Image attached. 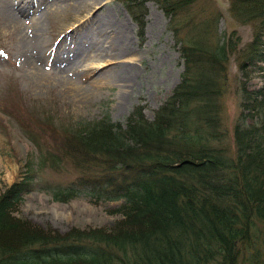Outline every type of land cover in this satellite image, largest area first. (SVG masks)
I'll return each instance as SVG.
<instances>
[{
    "label": "trees",
    "instance_id": "trees-1",
    "mask_svg": "<svg viewBox=\"0 0 264 264\" xmlns=\"http://www.w3.org/2000/svg\"><path fill=\"white\" fill-rule=\"evenodd\" d=\"M189 1L157 0L180 26L179 12ZM230 5L253 27L247 54L261 61L264 0H230ZM210 23L201 24L200 35L190 29L194 40L188 36L181 49L180 83L151 121L137 107L123 123L104 117L68 127L72 136L62 154L78 176L66 189H55L53 199L66 203L79 193L95 201L124 199L109 211L113 224L59 235L21 221L14 215L22 195L32 190L26 178L0 194V264L245 260L252 233L264 223V91H242L241 112L228 131L220 102L228 47L225 40L206 45ZM251 112L257 119L249 124ZM254 258V264H264L261 253Z\"/></svg>",
    "mask_w": 264,
    "mask_h": 264
},
{
    "label": "rangeland",
    "instance_id": "rangeland-1",
    "mask_svg": "<svg viewBox=\"0 0 264 264\" xmlns=\"http://www.w3.org/2000/svg\"><path fill=\"white\" fill-rule=\"evenodd\" d=\"M61 1L69 2V5L75 1L82 2L87 4L89 11L80 22L62 31L60 39H69L71 31L84 23L85 25L72 35L73 39L81 43L86 37L88 23L90 27L93 25L91 18L97 23L96 27L105 32V22L108 19H119L127 25V29L124 32L125 41L118 36V44L126 49L125 53L128 55L125 60H131L134 69H129L121 63L123 69L119 75L126 85L121 100H117L121 86L119 82L85 94L66 73L58 75L53 67L41 69V72L36 74L26 68V59L21 54L16 39L17 32L5 24L0 10V194L22 180L30 163L27 154L30 151L38 152L39 148L34 146L36 139L24 135L15 124L17 119H13L15 122L9 120L5 112L26 119L25 123L32 127V133L38 136L40 152L48 149L60 156L50 136L60 134L63 138L62 129L70 121H94L108 116L113 122H123L137 106L142 107L145 118L151 120L154 111L178 84L183 71L179 60L180 45L174 36L177 28H170L172 17L166 16L157 0L141 1L145 6V9L142 8V13L145 12V25L141 31L126 7L128 0H99L95 5L92 0ZM2 2L3 0H0V5ZM51 6L60 8L59 3H51ZM230 6V0H190L186 9L179 12L182 26L177 24L180 29L195 27L196 34L200 35L201 24L204 25L205 19L211 20L210 31L207 30L206 34V45L213 47L214 43L221 39L226 41L228 59L223 74L224 95L220 102L222 123L228 131H231L233 121L241 112L242 91H264V56L259 61L247 54L255 39L253 27L242 22L241 17L235 16L230 11ZM21 18L27 28L36 20L34 14ZM60 19L64 21V17L60 16L52 22L59 26ZM45 27L50 37L55 28L47 23ZM181 31L183 32V29ZM106 40L109 41L107 38ZM258 41L264 54V36ZM94 43L95 38L88 40V48H92ZM107 59L101 62L100 68L108 64ZM83 62L87 66L94 64L91 59H85ZM93 67H96V64ZM100 81L103 83V80ZM250 115L254 116L249 118V124L257 119L256 112H251ZM32 118L45 120L38 125ZM62 162L66 167L61 172L46 169V172L41 173L39 178L43 187L68 184L75 177L74 171L67 165L69 161L62 158ZM41 191L25 195L18 206V215L14 216L52 234L66 235L75 228L89 230L109 227L114 219L107 211L117 210L123 204L122 200L91 201L89 196L82 194L62 204L51 201V193L46 188ZM54 211L59 218H54ZM250 242L247 246V256L245 255V260L241 259V264L257 263L254 256L258 252L264 260L263 222L255 228ZM210 264H220L218 257L213 258Z\"/></svg>",
    "mask_w": 264,
    "mask_h": 264
},
{
    "label": "bare ground",
    "instance_id": "bare-ground-1",
    "mask_svg": "<svg viewBox=\"0 0 264 264\" xmlns=\"http://www.w3.org/2000/svg\"><path fill=\"white\" fill-rule=\"evenodd\" d=\"M98 1L92 0V4L95 5ZM51 3H59L60 8H53ZM0 10L4 16L5 24L17 32L16 39L19 50L26 59L28 70L37 74V72H41V69L53 67L58 75L66 73L79 85L77 88L85 94L91 93L97 88L102 89L108 84L113 85L119 82L121 86L117 100H121L126 88L125 80L119 75L123 69L121 63L127 65L129 69H134L131 60H125L128 55L125 53L126 49L118 44V36L123 42L125 41L124 32H126L127 25L122 21L108 19L105 22L106 27L104 28L107 31L105 32L96 27L97 23L91 18L93 25L90 27L88 23L86 37L80 43L73 37L60 39V36L62 31L73 27L81 21L84 14H87L89 11L87 4L75 1L74 4L69 5V2L61 0H3ZM29 14H34L36 20L33 25L27 28L23 25L21 17ZM60 16L64 17V21L60 19L61 24L56 26L52 21L59 19ZM46 23L55 28V32L50 37H48L45 27ZM84 25L82 23L74 28L72 35ZM94 38V46L88 48L87 41ZM106 38L109 39L108 42ZM53 44H55L54 47ZM104 56L108 58H104L107 59L108 64L104 68H100L101 62L105 61L102 58ZM85 59H91L94 64L85 66L83 62ZM121 59L123 61L120 62ZM95 64L96 67H93ZM100 79L103 80V83ZM54 218H59L56 211H54Z\"/></svg>",
    "mask_w": 264,
    "mask_h": 264
}]
</instances>
